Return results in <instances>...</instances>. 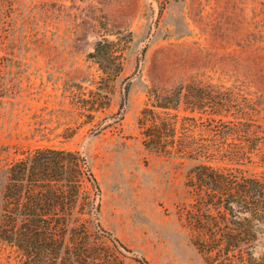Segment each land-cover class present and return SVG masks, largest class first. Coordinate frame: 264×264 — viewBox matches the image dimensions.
Wrapping results in <instances>:
<instances>
[{"label":"rangeland","instance_id":"obj_1","mask_svg":"<svg viewBox=\"0 0 264 264\" xmlns=\"http://www.w3.org/2000/svg\"><path fill=\"white\" fill-rule=\"evenodd\" d=\"M118 31L132 34L123 71L110 105L85 122L70 90L96 89L104 74L90 54ZM192 79L236 87L264 130V0H0V215L11 162L37 147L79 150L101 191L74 221L102 225L151 264H209L186 222L196 162L147 148L139 123L152 87ZM0 264H20L6 244Z\"/></svg>","mask_w":264,"mask_h":264},{"label":"trees","instance_id":"obj_2","mask_svg":"<svg viewBox=\"0 0 264 264\" xmlns=\"http://www.w3.org/2000/svg\"><path fill=\"white\" fill-rule=\"evenodd\" d=\"M117 34L116 40H99L90 54L104 74L96 89L85 93L76 84L78 90H70L85 122L110 105L111 81L123 71L132 34ZM256 112L236 87L199 79L172 89L152 87L141 110L147 148L196 162L187 175L196 202L186 222L209 264H264V252L254 251L264 239V171L248 174L242 167L264 164V130ZM100 191L79 150L46 146L23 153L6 170L0 244L12 248L20 264H151L130 255L102 225L73 220L95 208Z\"/></svg>","mask_w":264,"mask_h":264}]
</instances>
